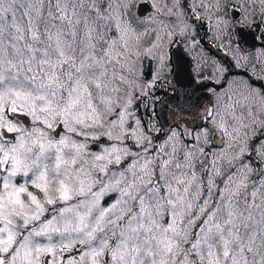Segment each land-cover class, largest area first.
<instances>
[{
  "label": "snow or ice",
  "instance_id": "6c2138e0",
  "mask_svg": "<svg viewBox=\"0 0 264 264\" xmlns=\"http://www.w3.org/2000/svg\"><path fill=\"white\" fill-rule=\"evenodd\" d=\"M200 7L222 11L220 0ZM156 23L139 0H0V264H264V169L250 183V162L235 163L264 119L232 113L229 131L209 111L218 151L205 152L207 129L180 156L175 132L153 144L132 108L155 84L140 82L138 65L163 69L172 40ZM249 95L264 113V94ZM57 127L65 135L51 136ZM102 137L112 143L91 151Z\"/></svg>",
  "mask_w": 264,
  "mask_h": 264
},
{
  "label": "rangeland",
  "instance_id": "374dc122",
  "mask_svg": "<svg viewBox=\"0 0 264 264\" xmlns=\"http://www.w3.org/2000/svg\"><path fill=\"white\" fill-rule=\"evenodd\" d=\"M142 0H139V3ZM153 4L156 3L157 7L161 9L162 12L167 13L168 8H172L174 13H182L181 15H159L156 12V8H153L154 12L150 15V17H154L157 21L156 24L148 25L150 28L158 27L159 22L163 21L166 24L167 30L173 33L171 42H168L167 38L165 37L163 44H164V51H166V59L164 68H160V64L158 59H148L144 58L142 63L138 65L139 74H140V82L141 83H148L155 78V84L148 89L147 96H140L138 99L134 100L132 110L135 112V116L141 120V128L145 133L150 135L146 129V119L150 118V123L152 124V129L154 131V135H150L153 138V144L157 141L162 143L163 141L159 140L158 135H161L160 126L158 124L157 119L154 117L153 114V107L155 104L162 98L164 85H162V80L166 82H170L171 78V62H170V51L171 47L175 48L176 46L174 43L175 37H180L181 39L185 40V49L186 52L190 55L192 54L196 70L198 71L201 77H208L210 82L213 81L215 86H213L216 90L212 91L213 94V102L211 104H204L201 108L198 116H196L195 121L187 120L179 117L176 112L171 111L168 115L170 117L173 128L172 131L169 132V135L165 137L167 139L173 132L177 133V144H178V151L177 156L182 155L184 151V145H188L186 143L185 138L187 137L185 133L192 131L195 129V137L197 134L203 133L205 129L208 130V144L204 145L205 152L208 153L209 151H218V144L222 143L221 134L219 131H215L213 129V125L210 122L211 117L208 116V112L211 111L216 119L219 120V115H223L229 125V131H231L232 126L236 124V121L233 119L232 113L235 114L236 117H243L245 123L249 122L248 117V109L251 108V111L254 115H258L260 119H264V113L259 112L260 103L259 100H254L252 96L249 95L250 91L252 90H260L262 94H264V89L261 87V83H264V47L257 48L251 51H244L236 42L235 37L231 31V28L236 27V23H234V19H232L229 14L226 12V2H233L235 5L241 6V0H220L221 9L222 11L217 13L215 11V7L210 8L209 10L205 11L203 8L200 9L199 16L201 14L202 17L207 19V24L204 26H199L198 19L195 17V13L192 10V14H188L190 9L187 7H183L180 0V8H175L173 6L172 0H148ZM205 4L208 5H215L216 0H203ZM167 5V7H165ZM260 4L259 0L255 4L249 6L248 0H244L243 8V17H254L255 23L252 24L253 26L259 25L258 22L261 21L262 17L260 15ZM203 11V12H202ZM222 19L226 21L227 24L218 23V20ZM147 21V19H146ZM247 24V20L244 21ZM240 24V23H237ZM264 26V25H263ZM210 28L211 31V41L217 44L220 47L226 48L230 55L233 57L237 67L240 69L238 73L241 71L247 72V77L242 74H234V72H230L227 69L226 64L222 61V59L217 55L214 56L211 52L209 53L208 49L205 48V44L203 41V37L207 33V28ZM251 27V26H249ZM181 31L183 34H181ZM155 39V33L149 32L147 36L143 39V47H147L151 42ZM150 72V73H149ZM202 79V78H200ZM205 79V78H203ZM259 79V80H257ZM167 88L165 87V90ZM247 97V99H246ZM149 102V109L147 110V115L142 114V109ZM231 106V107H229ZM145 112V109H144ZM219 113V115H217ZM146 114V113H145ZM11 115V114H10ZM190 117L189 115H186ZM51 129L49 133L53 136V132L56 130ZM264 133V129H261L256 132L254 136L250 133V139L248 141L249 147L248 151L245 155L235 161L236 165L239 166L242 162H250V166L253 169L252 175L250 177L251 181L257 180L258 169H264V165L261 168H257L251 162V151H252V144L255 143L256 148L260 147V141L264 140L260 137ZM65 135V133L63 134ZM241 139H245L241 137ZM215 142V144H214ZM110 144L112 142L107 141L105 138H101L100 141L95 143H90V150L91 151H99L98 144ZM126 144L132 146L131 140H126ZM201 143H203V136L201 135ZM223 145V144H222ZM191 146V144H189ZM224 146V145H223ZM135 151H139L137 148H133ZM166 150H170V146L166 148ZM155 151V148L152 149ZM236 149H229V153L231 155L236 154ZM264 151V149H261ZM251 153V154H250ZM256 157L262 159L257 153L255 154ZM199 159H204V157H199ZM197 160V171H199L200 164ZM264 160V159H263ZM235 170V169H233ZM109 198L106 197L105 201ZM79 253L77 252L76 255L72 254V256H78Z\"/></svg>",
  "mask_w": 264,
  "mask_h": 264
},
{
  "label": "water",
  "instance_id": "95a60500",
  "mask_svg": "<svg viewBox=\"0 0 264 264\" xmlns=\"http://www.w3.org/2000/svg\"><path fill=\"white\" fill-rule=\"evenodd\" d=\"M140 12L142 17H145L152 11L151 6L148 3H141ZM235 19L239 18V13L235 12L232 14ZM237 37L238 44L244 49H254L258 47L259 43L253 32L247 31L245 28H238L234 31ZM173 63H174V76L173 80L176 86L181 89L183 101L179 102L176 96L165 97L158 105V116L160 120L164 121L163 125L167 127V112L169 109H175L180 111L182 115H192L199 111L203 105L210 100V94L203 93L205 86H200L194 80L191 74V62L186 54L182 51L173 52ZM16 119L25 122V126L30 125V119L20 116L17 114ZM64 130L60 127L54 132V136L62 135ZM12 136L14 134H8Z\"/></svg>",
  "mask_w": 264,
  "mask_h": 264
},
{
  "label": "flooded vegetation",
  "instance_id": "af4514ba",
  "mask_svg": "<svg viewBox=\"0 0 264 264\" xmlns=\"http://www.w3.org/2000/svg\"><path fill=\"white\" fill-rule=\"evenodd\" d=\"M192 2H193V0H182L181 1V3H182V6L183 7H187V8H189L190 9V12H187L188 14H192V10H191V8H190V6H191V4H192ZM195 3H196V10H195V12L194 13H199L200 12V9H201V7H200V4H201V0H195ZM204 3V2H203ZM231 3H233V2H226V4H225V6H226V12L230 15L231 14V10H233V9H237V8H235V7H233L232 6V4ZM205 4V3H204ZM229 4H231V5H229ZM227 5H229V6H227ZM239 9V8H238ZM203 12V11H202ZM242 13H243V11H241ZM239 20V19H238ZM238 20H234V23H236V27H240L241 26V24H237L238 22ZM258 24L259 25H256V26H253V25H251V27H249V26H247L246 28L248 29H252L253 31H254V33H255V35H256V37H257V39H258V41H259V47L258 48H262V47H264V41H263V38H264V31H262L261 30V25H264V24H261L260 22H258ZM236 27H234L233 26V28H231V31H232V33H233V31H234V29L236 28ZM210 35H211V31L210 30H207V33H206V35L203 37V41H204V46H205V48L206 49H208V51H209V53L211 52L214 56H216L217 57V55L222 59V61L226 64V66H227V69L228 70H230V72L232 71V72H234V74H242V75H245L246 77H247V72L246 71H241V73H238V71L240 70L236 65H235V69H231L230 68V66H229V64L226 62V57L225 56H227V55H225L224 53L225 52H228V50L226 49V48H216V46H217V44H215V43H213L212 41H211V38H210ZM182 44V46L184 47V49H185V40H183V39H180V41L179 42H174V43H172V44H174L176 47L175 48H172L171 47V51H170V53L174 50V49H176V48H178V46H179V44ZM186 50V49H185ZM253 50H255V49H253ZM248 51H251V50H248ZM228 54H230L229 52H228ZM188 55L191 57V58H193V56H192V54L190 55L189 53H188ZM193 60V59H192ZM171 66H172V69H171V73H172V71H173V65L171 64ZM231 72V73H232ZM193 73H194V75H195V77H196V80L201 84V85H203V86H207V88H206V90H205V92H212V91H215L216 89L213 87V86H215V83H213V81H211L210 82V80H209V78L208 77H201L200 75H199V73H198V71L196 70V65H195V63H194V61H193ZM172 75V74H171ZM171 75H170V78H171ZM200 78H202V79H200ZM203 78H205V79H203ZM257 80H259V79H257ZM167 89V92H165L166 94H175V86L172 84V81L170 80V82H166V84L164 85ZM165 87H164V89H165ZM261 87H263V89H264V83H261ZM179 93V96L182 98V93L180 94V91L178 92ZM211 95H212V100H211V103L213 102V94L211 93ZM171 112V111H170ZM174 112H176V111H174ZM177 113V112H176ZM198 114H199V112L196 114V116H198ZM178 115V114H177ZM183 118V117H182ZM194 118H196V117H194ZM184 119H187V118H184ZM169 120H170V122H171V126L173 127V123H172V121H171V119H170V117H169ZM187 120H189V119H187ZM194 120V119H193ZM193 120H190V121H193ZM195 121V120H194ZM193 132L195 133V129H193ZM260 137H262L263 139H264V133L260 136ZM253 148H256V146H255V143H253L252 144V151H251V162L253 163V165H255L257 168H261L263 165H264V160L263 159H259L258 157H256L255 156V154H256V152L255 151H253ZM76 253H77V251L75 250V249H73L72 250V252L71 253H66L65 254V258H67L68 256H72V254H75L76 255Z\"/></svg>",
  "mask_w": 264,
  "mask_h": 264
},
{
  "label": "bare ground",
  "instance_id": "6f19581e",
  "mask_svg": "<svg viewBox=\"0 0 264 264\" xmlns=\"http://www.w3.org/2000/svg\"><path fill=\"white\" fill-rule=\"evenodd\" d=\"M183 101V100H182Z\"/></svg>",
  "mask_w": 264,
  "mask_h": 264
}]
</instances>
